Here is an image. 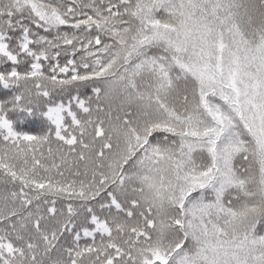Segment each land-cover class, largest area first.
<instances>
[{
	"label": "snow or ice",
	"instance_id": "snow-or-ice-1",
	"mask_svg": "<svg viewBox=\"0 0 264 264\" xmlns=\"http://www.w3.org/2000/svg\"><path fill=\"white\" fill-rule=\"evenodd\" d=\"M0 264H264V0H0Z\"/></svg>",
	"mask_w": 264,
	"mask_h": 264
}]
</instances>
